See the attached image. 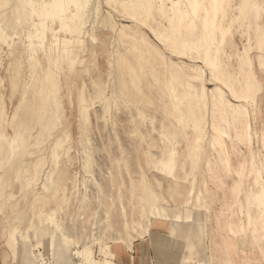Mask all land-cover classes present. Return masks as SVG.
Segmentation results:
<instances>
[{
  "label": "bare ground",
  "instance_id": "1",
  "mask_svg": "<svg viewBox=\"0 0 264 264\" xmlns=\"http://www.w3.org/2000/svg\"><path fill=\"white\" fill-rule=\"evenodd\" d=\"M105 5L108 15H103L100 0H0V218L10 229L7 246L13 260L17 264H45L42 257L31 252L30 232L35 228V218L51 225L50 238L46 241L54 261L58 239L67 246L74 242L57 220V208L61 212L64 209L57 198L66 193L57 195L55 190L62 156H66L68 161L72 156L71 149L66 146L68 134L58 137L49 147L44 146L65 119L63 83L83 63L81 55L88 47L90 26L108 23L115 38L109 50V69L103 87L94 84L97 89L91 92V85L83 83L80 90L79 121L83 122L80 135L84 158L78 175L71 177L70 184L79 192L83 187L87 193L92 181L99 188V197L103 194L95 181L93 151H88L89 110L100 102L102 119L109 123L115 106L122 104L129 111L132 109L127 96L118 91L114 83L115 64L123 59V54L118 56L120 39L127 36L134 46L132 51L137 53L141 72L138 74L129 62L127 67L122 65L130 72L131 83L142 101L141 106L133 103L136 113L130 112L134 130H139L136 119L142 123L151 121L153 125L156 114L152 109L157 104L153 77L159 81L157 90L166 101L165 122L160 126L162 131H159L161 138L158 140L162 156L153 158L149 152L148 166L167 177H175L176 168L182 166L187 180L195 176L206 147L211 146L218 157L209 164V170L216 176L215 165L221 161V169L227 176H232L233 172L238 176L234 180L229 205L219 202L216 195L219 185L211 191L206 181L204 185L212 201V208L207 209L201 200L203 193L196 190L194 183L185 203L200 212L186 214L184 211L174 215L163 208L161 202L166 201L164 198L153 195L152 200L149 199L150 189L144 180L142 200L146 204H142L143 216L182 221L185 222L184 228L191 225L185 241L187 260L202 256V248L196 239L206 240L201 236L198 225L187 222L192 219L199 224L205 218L210 223L207 239L212 243L216 231L223 243L220 250L211 251L213 256L208 257L210 264H237L235 256L239 255L240 249L249 250L247 264H264L261 248V239H264V161L255 148L258 133L252 126L259 117V91H264L261 86L257 87L253 58L256 54L264 68L261 6L254 0H106ZM142 16L166 28L168 37L151 29L160 45L147 33V24ZM116 18L130 21L132 25L118 22L113 25L110 21ZM194 27L201 43L196 57H192L194 65L182 66L174 57L182 62L185 60L182 45L186 34ZM142 80L147 82L145 87L141 86ZM207 81L214 84L213 89L207 87ZM7 90L10 91L9 100ZM17 93L18 102L10 116L9 103ZM231 126L237 141L248 149L241 172L234 171L226 140L231 139L228 131ZM180 142L183 147L179 149ZM179 157L183 158L180 163ZM250 174L263 182L261 193L255 198L244 188L245 177ZM216 178L224 185L223 179ZM49 192L54 203L52 208H41L39 212L31 209L35 195L46 196ZM132 193L137 196L134 188ZM235 205H240V225L236 220L229 224L224 216L225 211L233 216ZM159 226L164 227L163 224ZM171 239L166 240L167 245L172 243ZM44 243L41 241L40 245ZM30 253L34 259L28 256ZM107 253L115 260L109 249ZM75 255L78 264H95L89 247L84 246ZM4 260L7 262L8 255ZM105 264L114 263L106 261Z\"/></svg>",
  "mask_w": 264,
  "mask_h": 264
},
{
  "label": "rangeland",
  "instance_id": "2",
  "mask_svg": "<svg viewBox=\"0 0 264 264\" xmlns=\"http://www.w3.org/2000/svg\"><path fill=\"white\" fill-rule=\"evenodd\" d=\"M100 1L102 3L103 15H108L107 6L105 5L106 0ZM254 2L261 6L260 24L264 27V0H254ZM141 18L146 22L147 26L145 29L151 38L154 39L155 43L159 44L151 29L160 31L165 37L169 36L163 24L153 22L145 16ZM118 19L119 18L111 19L110 22L113 25H115L116 22L128 26L132 25L130 21ZM92 26H90V37L88 38L87 50L81 55L83 63L79 64L76 70H74L63 83L62 97L65 99L66 106L65 119L59 129L55 131L53 137L48 139L44 146L49 147L58 137H66L68 134L66 146L68 149H71L72 160L70 158L71 161L69 160V163L66 156H62L60 172L55 180V190L57 191V195L63 192L66 193L64 196L57 198L64 207L62 212L59 210L60 208H57V220L61 223L68 236L74 239V242L71 243L70 246H67L58 239L56 243V258L54 261V255L49 250L46 241L50 238L51 225L47 222H41L39 218H35V228L30 232V244L33 245L31 252L42 257L45 264H78L75 252L86 246L91 248V259L95 264H105L106 261L120 264L118 259L121 251H133L137 241L148 240L149 244L155 246L159 254L165 256L162 257L164 260L168 258L172 261H176L177 264H201L203 261H205L206 264H210L208 257L213 256L212 252L217 251L218 248L220 250L222 247L221 244H223L219 240L220 233L214 231V241L211 243V240L207 239L210 223L208 224L205 218L200 220L199 224L195 223L192 219L188 220L187 223L198 225L197 228L201 236L206 240L200 241L196 239L202 248V256L200 258H194L193 260H187L185 258V241L188 240L187 231L191 228V225H186L184 228L185 225L183 223L185 222L175 219L173 221L172 219L158 217H144L142 204L145 205L146 203L142 200L143 181L145 180L148 183L150 189L148 193L149 199L152 200L153 195L164 198L166 201L161 202L163 208L165 211L173 213L174 215V213H184V211L186 214L200 212L199 209L187 207L185 203L191 193L194 183L196 190L203 193L201 200L206 205L207 209L212 208V201L204 185L206 181H208L211 191L219 185V191L216 193L217 198L219 202L223 201L229 205L233 195L232 189L234 187V180H237L238 176L235 175V172L232 173V176H227L221 169V161L216 162V176L209 170V164H212L215 157H218L216 150L211 148V146L206 147V152L199 162L195 176H190L187 180H185L186 174L183 168H181L182 166L176 168L175 177H167L153 166H148L150 161L149 152L153 158L162 156V149L159 143L161 138L159 131L161 130L160 126L165 122L164 109L166 101L161 98V91L157 90V85L159 86L157 83H159V81L156 77H153L155 81L153 80L152 83H156L154 85L156 86V88L154 87V95L157 103L152 109V113L156 114L153 125L151 121L142 123L140 120L138 121V119H136L138 123L135 124L138 125L137 127H139V130H134V122L132 121L130 112L134 111L133 113H136V109L133 108V103H137L141 106L142 101L136 87L131 83L130 72L122 67V65L127 67L129 62L133 65L138 74H141V72H139L138 65L140 64H138L137 53L135 54L134 51H132L134 50V46L127 36L120 39L121 48L118 56L122 57L123 54V59H120V62L115 64L116 72L114 76L116 79L114 83L118 91L123 92L125 96H127L126 98L129 101L128 105H131L132 109L129 111V109L122 104L119 107L115 106L112 120H110L109 123H106L102 119L103 109L100 102H97L89 110L88 126L90 140L88 144L90 149H88V151H93L95 181L101 186L103 194L99 197V188L92 181L89 182L87 193H85L83 187L79 192L78 188H73L70 184L71 177L78 175L77 171L79 172L84 158L80 135V126L83 122L79 121L81 86L83 83L91 85V92L95 91L94 88L97 89L96 85L101 88L103 87V80L109 69V50L115 38V33L109 27L108 23L99 26L94 24ZM121 40L123 42L125 41V44L121 43ZM200 43L198 32L194 27L193 31L186 34L184 44L182 45L185 54L183 59L185 60L182 62L174 57L175 61L181 63L182 66H184L183 64L190 66L194 65L192 61L195 60L192 57H196L197 50L199 49L198 44ZM253 58L254 69L258 81L257 87L261 86L264 89V68L259 63L256 54L253 55ZM208 79H210L209 71ZM141 82V86L145 87L147 82L145 83L143 80ZM152 83L148 84L152 86ZM6 85L8 87V80H6ZM206 85L209 89L214 88V84L212 82L210 83V81H207ZM9 92V90L6 92L7 99L10 97ZM18 95L19 93L15 94L13 102L9 103L10 116H12L17 105L18 101L16 97ZM258 97L257 110L259 112V117L257 122L252 123V126L258 133V136L255 138V148L260 152V158L264 161V91H259ZM9 131L12 133L11 128H9ZM228 131L231 135V139L228 138L226 140L233 168L234 171L241 172L242 163L248 155V149L245 145L237 141L232 126ZM84 137L88 140V137ZM85 138L83 139L85 140ZM181 147H183L182 142L178 145L179 149ZM182 160L183 158L179 157V163ZM221 173H223V175H221ZM216 177L223 179L224 185L220 184L219 179ZM261 181L260 179L257 180L254 174H250V176L247 175L244 181L245 191L253 198L257 197L261 193V186L263 185ZM133 188L136 190L137 196H134L132 193ZM67 197L69 201H67ZM33 201L34 204L31 206V209L38 212L42 210L41 208L50 209L54 206L50 192L46 194V196L41 194L35 195ZM133 203L135 206H133ZM232 212L233 216H230V212L225 211L224 216L226 221L231 224L232 221L236 220L238 225H240L242 222L240 205H235L234 208H232ZM9 214L11 213L9 212ZM159 224H163L164 227L161 228ZM9 234V226L3 222V218H0V264H17L13 260L11 250L7 246ZM223 237L227 238L226 233H223ZM167 239L172 240L170 245H167ZM41 241H45V243L40 245ZM172 245H177L181 250L180 253L170 252L168 248ZM261 248L264 251V239H261ZM108 249L114 254L115 260L107 255ZM32 253H30V255L28 254V256L34 259ZM151 253L154 256L153 250H151ZM5 255H8L7 262L4 260ZM248 255L249 250L240 249L239 255L236 254L235 256L237 264H247L249 259Z\"/></svg>",
  "mask_w": 264,
  "mask_h": 264
},
{
  "label": "crops",
  "instance_id": "3",
  "mask_svg": "<svg viewBox=\"0 0 264 264\" xmlns=\"http://www.w3.org/2000/svg\"><path fill=\"white\" fill-rule=\"evenodd\" d=\"M151 250L154 251V256ZM168 250L173 253H180L181 251L177 245H172ZM163 256L164 255L157 252L155 246H152L149 244L148 240H146L137 241L133 251H121L118 261L120 264H177L176 261H172L168 258H166L167 260L165 259V261L162 258Z\"/></svg>",
  "mask_w": 264,
  "mask_h": 264
}]
</instances>
